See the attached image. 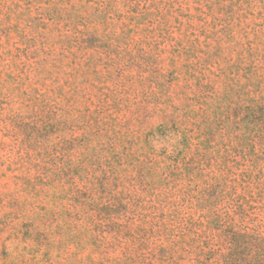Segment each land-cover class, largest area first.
<instances>
[{"label": "rangeland", "instance_id": "1", "mask_svg": "<svg viewBox=\"0 0 264 264\" xmlns=\"http://www.w3.org/2000/svg\"><path fill=\"white\" fill-rule=\"evenodd\" d=\"M0 264H264V0H0Z\"/></svg>", "mask_w": 264, "mask_h": 264}]
</instances>
